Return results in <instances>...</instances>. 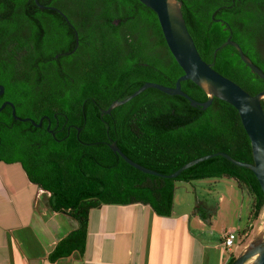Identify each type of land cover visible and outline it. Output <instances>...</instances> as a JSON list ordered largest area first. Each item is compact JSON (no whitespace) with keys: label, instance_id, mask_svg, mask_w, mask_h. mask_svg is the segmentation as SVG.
Returning a JSON list of instances; mask_svg holds the SVG:
<instances>
[{"label":"trees","instance_id":"16d2710c","mask_svg":"<svg viewBox=\"0 0 264 264\" xmlns=\"http://www.w3.org/2000/svg\"><path fill=\"white\" fill-rule=\"evenodd\" d=\"M38 1L65 16L35 0H0V105L9 100L16 115L36 123L48 116L35 126L14 119L6 105L0 111V162L19 164L31 183L49 193L53 211L77 221L50 260L84 253L90 210L101 205L139 203L170 216L179 181L234 178L247 188L249 220L257 221L264 194L249 168L215 155L167 178L140 171L110 147L115 141L130 159L163 174L216 152L253 162L237 109L215 96L203 108L147 88L102 114L145 82L172 87L183 74L155 12L139 0ZM177 2L202 59L249 94L264 91V79L234 46L213 56L230 36L264 72V0ZM181 89L200 102L210 98L191 80L182 81ZM261 104L264 110V97ZM48 120L54 133L46 129Z\"/></svg>","mask_w":264,"mask_h":264},{"label":"crops","instance_id":"0c3cea01","mask_svg":"<svg viewBox=\"0 0 264 264\" xmlns=\"http://www.w3.org/2000/svg\"><path fill=\"white\" fill-rule=\"evenodd\" d=\"M48 196L28 180L19 164L0 162V264H211L210 254L215 256L212 264H226L251 243L250 210L244 224L238 219L216 230L213 214L223 208L226 195H219L218 208L196 201L191 216L174 211V196L170 216H158L139 203L93 208L84 253L73 251L52 261L49 255L56 244L78 223L66 213L53 211ZM232 230L237 237L229 249L223 241Z\"/></svg>","mask_w":264,"mask_h":264},{"label":"water","instance_id":"95a60500","mask_svg":"<svg viewBox=\"0 0 264 264\" xmlns=\"http://www.w3.org/2000/svg\"><path fill=\"white\" fill-rule=\"evenodd\" d=\"M139 1L155 12L169 50L178 65L183 70V74L177 78L175 85L172 87L156 82H145L142 86H140L126 98L121 100H114L108 108L102 110V114H109L112 109L126 103L147 88H156L169 95L183 96L189 100L192 106H202L203 108L208 107L212 102V98L215 96L230 103L237 109L243 127L251 142L253 162L249 163L239 161L232 158L225 152H216L193 159L170 174H163L150 168L144 167L130 159L121 151L115 141L110 143L111 149L114 152L118 153L126 162L139 169L140 171L167 178H175L183 170L193 166L194 164L214 157L215 155H221L238 166L249 168L254 173L264 194V110L261 104V99L264 97V91H261L255 95L249 94L240 85L216 71L212 67L213 63H207L202 59L192 39V36L190 35L186 27L180 4L177 2V0H174L177 6L175 15H172L170 13V0ZM35 2L41 8L52 9L57 11L62 16H65L63 12L58 8L52 6H44L40 4L38 0H35ZM77 44L78 38H76L75 47L77 46ZM225 45L234 46L238 51L241 60L246 63L251 68V70L255 72L260 78L264 79L263 70L256 66L243 53L239 44L233 41L230 36L224 43H222L214 50L213 56L215 57L216 52ZM184 80H191L195 84L200 85L203 88L204 83L208 84L210 86V92L207 91V89H204L207 91L210 98L204 102L193 99L181 89V82ZM3 92L4 86L0 84V95H2ZM6 105L11 107V113L14 119L20 121H30L35 126L41 125L42 119H40L39 122L36 123L30 117L22 118L16 115L15 106L9 100L2 102V104L0 105V111ZM251 258H255L251 264H264V240L258 245H254L253 243H251L240 255L235 258V260L231 264H245Z\"/></svg>","mask_w":264,"mask_h":264},{"label":"rangeland","instance_id":"374dc122","mask_svg":"<svg viewBox=\"0 0 264 264\" xmlns=\"http://www.w3.org/2000/svg\"><path fill=\"white\" fill-rule=\"evenodd\" d=\"M15 168L19 169L18 166ZM221 194L226 195L227 197L226 203H222L223 208L226 210L220 207L218 214H213L216 230L220 231L221 226H223L224 223H226V225L238 223V219L241 220V222H239L241 225L244 224L248 219L247 212L251 207V197L247 188L239 185L234 178H205L189 182H176L174 211L176 213L185 212L191 216L196 201H202L203 205L207 207L218 208V197ZM241 204H244L243 207H240ZM195 208L197 211L200 207L198 205L197 208L196 205ZM240 208L241 211L239 212ZM96 218L97 212L94 213V219ZM251 228H253V232L249 233V237L251 238L249 242L258 245L264 240V209L261 211L257 221H254ZM213 236H216V240L217 236L219 237L216 233ZM234 246L235 244L233 245V248ZM224 255L227 257L226 251ZM214 257L213 254H210L211 264L214 261ZM252 260H254V258L248 260L246 264H251Z\"/></svg>","mask_w":264,"mask_h":264},{"label":"built area","instance_id":"2783aa9c","mask_svg":"<svg viewBox=\"0 0 264 264\" xmlns=\"http://www.w3.org/2000/svg\"><path fill=\"white\" fill-rule=\"evenodd\" d=\"M236 238V234L234 231H229L227 235L224 238V244L228 247L232 246L234 243V240Z\"/></svg>","mask_w":264,"mask_h":264},{"label":"bare ground","instance_id":"6f19581e","mask_svg":"<svg viewBox=\"0 0 264 264\" xmlns=\"http://www.w3.org/2000/svg\"><path fill=\"white\" fill-rule=\"evenodd\" d=\"M176 8H177V6H176V3L174 2V0H170V7H169V10H170V13L172 14V15H175L176 14ZM203 86H204V88L205 89H207V91H209L210 92V86L208 85V84H203Z\"/></svg>","mask_w":264,"mask_h":264},{"label":"flooded vegetation","instance_id":"af4514ba","mask_svg":"<svg viewBox=\"0 0 264 264\" xmlns=\"http://www.w3.org/2000/svg\"><path fill=\"white\" fill-rule=\"evenodd\" d=\"M56 57H58V54L56 55ZM46 118L48 119V116H46V115H43V116L40 117V119H42V122H43V120L46 119ZM40 119H39V120H40ZM48 121H49L48 125L50 126V120H48ZM41 125H42V123H41ZM41 125H40V126H41ZM48 125H47L46 129L49 130L51 133H54L52 130L49 129V126H48Z\"/></svg>","mask_w":264,"mask_h":264},{"label":"clouds","instance_id":"9594fccd","mask_svg":"<svg viewBox=\"0 0 264 264\" xmlns=\"http://www.w3.org/2000/svg\"><path fill=\"white\" fill-rule=\"evenodd\" d=\"M232 231H234V230H232ZM234 232H235V231H234ZM235 234H236V232H235ZM236 237H237V236H236ZM224 238H225V237H224ZM235 240H236V238H235ZM235 240H234V243H233V245L235 244ZM223 243H224V241H223ZM224 245H225V244H224ZM233 245H232V246H230V247H228V246H226V245H225V246H226L227 248H229V249H230V248H232V247H233Z\"/></svg>","mask_w":264,"mask_h":264}]
</instances>
